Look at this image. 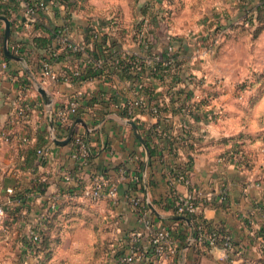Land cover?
Instances as JSON below:
<instances>
[{
    "label": "crops",
    "instance_id": "crops-1",
    "mask_svg": "<svg viewBox=\"0 0 264 264\" xmlns=\"http://www.w3.org/2000/svg\"><path fill=\"white\" fill-rule=\"evenodd\" d=\"M143 1L134 5L132 0H55L36 22L44 26L33 24L17 27L14 24L15 13L9 15V48L12 51L14 44L20 43L25 55H20L22 60L9 57L6 68H2L0 61V133L8 126L15 133L12 140L0 143V203L7 202L10 195L6 187L10 185L16 187L18 194L24 193L25 199L18 204L19 216H7L0 224V264H25L27 261L36 260L37 257L32 254L25 241L30 232L39 226L41 216L45 215L47 206H50L56 194L60 197L57 208L53 210L60 209L61 212L53 233L59 238L54 242L56 244L53 256L46 264H53L57 258L63 257L72 260L78 255H82L84 264H89L94 258L95 243L100 238L112 241L113 253H107L106 259L102 263L98 261V264H115V250L121 246L126 250L129 232L141 224L139 213L132 204V197H139L147 205L150 218L156 225L173 228L178 252L169 264H252L250 260L264 256L261 238L256 232L264 222V208L261 207L264 205V126L260 128L256 124L239 123L237 118L241 115L226 78L224 80L227 87L222 91L215 90L219 93L216 99L211 100L216 108L221 103L225 105L226 109L223 110L226 114L223 113V119L208 121L203 113V118L187 119L179 111L168 112L172 115L170 126L173 133L186 134L182 123L187 119L190 124L189 132L186 131L187 139L183 142L185 145L173 150L169 148L168 142L154 134L156 118L153 115L125 111L120 107L123 101L130 98H143L152 103L173 106L167 85L148 74L149 66L141 72L143 83H139L133 76L126 77L122 72L120 74L111 63L105 61L100 75L72 82L45 75L42 71L45 59L42 56L48 57L50 53L43 49L32 53L28 49L31 48V40L35 35L47 33L43 28L59 27L57 30L62 31L57 34L54 45H65L60 40V36L65 34L82 44V58L76 57L71 61L49 60L57 77H60L70 66L85 65L83 59L94 46L88 37L92 31L97 30L102 34L109 30L118 34V29L113 24V18H118L117 15L148 17V13L144 15L141 11ZM207 1L209 4L215 3L217 10L213 12L212 9L210 13L206 7L195 15L209 20L218 19L217 17H221L228 10L227 32H233L237 28L234 23L238 24L244 15L242 7L235 0ZM207 1L200 2V5ZM260 1L248 0V5L254 7ZM21 14L23 13L16 12V16L21 17ZM1 21L2 19L0 34L3 33V42L0 41V52L7 56L4 52L5 28H2L5 23L2 21V24ZM169 24L166 32L158 23L155 24L156 35L161 37L160 35L165 34L162 36L165 41L172 36L173 47L177 49L180 41L177 35L188 34V31L177 25L173 27L171 21ZM243 29V32L250 33L249 28ZM126 34L122 38V49L139 54L145 61H152L149 44L136 36L125 40ZM181 39L184 42L189 41L187 36L182 35ZM256 39H264V30ZM188 44L190 49L191 43ZM163 48L160 40L154 49L162 53ZM62 49L63 46H60L59 51ZM221 62L216 61V65L222 66ZM188 65V71H202L198 66ZM263 79L261 77L259 81L263 82ZM40 86L45 89L49 101L39 90ZM177 86L182 87L184 83L180 82ZM261 91L259 96L254 97L251 106L263 98L264 87ZM74 95L79 99L76 114L60 121L56 115L58 109ZM27 104L31 107L27 118L11 123L14 109ZM51 113L53 128L50 127ZM78 118L83 122L77 121ZM73 127L75 130L69 141H55L66 139ZM23 131L27 132L31 141L20 150L17 136ZM241 132L252 136L245 138L243 144L245 152L251 158L249 163L235 161L231 154L228 155V160H220L221 156L233 149L234 140L225 138ZM78 134L82 135L88 145L89 157L86 163L73 155L77 150L74 137ZM40 147L50 150L47 157L39 155ZM151 148L154 150L153 154ZM189 154L193 156L187 173L189 182H172V166H185ZM67 171L72 173L74 179L65 178ZM95 172H103L119 181L116 200L108 197L93 199L83 194L80 183L89 182ZM42 182L46 185L44 192L40 191ZM192 189L198 194L199 214L212 222V225L223 226L240 243L242 253L235 254L232 261L221 259L223 248L220 245L205 246L192 240L191 237L195 235L192 227H185L183 230L182 223L177 221L182 218L176 217L174 212L172 191L186 193ZM223 191L226 193L225 197H222ZM79 214L84 217L83 220L75 221L86 229V235L82 238L78 234H68L71 228L69 224L73 219L67 217ZM92 217L96 220L93 221Z\"/></svg>",
    "mask_w": 264,
    "mask_h": 264
},
{
    "label": "trees",
    "instance_id": "trees-1",
    "mask_svg": "<svg viewBox=\"0 0 264 264\" xmlns=\"http://www.w3.org/2000/svg\"><path fill=\"white\" fill-rule=\"evenodd\" d=\"M169 3L175 2L174 0H168ZM161 2V0H159ZM242 9H244V15L241 18V25L242 28H251V30L254 32V35H258L263 29H264V0H261L260 3L256 6L248 7V0H242L239 4ZM152 6L147 2L143 4L141 7V11L144 15H147L148 11ZM119 17V15H117ZM216 22L218 23V27L221 25L219 23V20L221 21V17H217ZM168 19L169 17L164 16V15H159L158 12L154 13L151 12L148 17H144L142 20L138 21L133 29V36L137 37V34L139 31L144 30L143 27H145V32L144 36L142 37V42H145L147 45L149 44V52L152 53L151 57H153V63L147 65L145 59H143L142 56L136 53L129 52L125 49H122L123 45V36L126 33H130L131 30H128L126 28L118 29V34H114L111 31H106L104 33H99L97 30L92 31L90 35L88 36L92 43H93V48L89 50V54L85 56L83 61L85 62V65L82 66L79 64V66H70L66 71L64 72L63 75H60L61 80H69V81H82L86 79L93 78L95 76L100 75L105 67V63L109 62L111 63V66L113 65V68L117 69L119 73H123L126 77H131L133 76L136 78L139 83H143V80L141 78V72L146 70V66H149V71L148 74L152 78H157L160 80L163 84L167 85V91L168 94L171 96V103L173 106L169 105H160V109L162 110V113H168V112H176L181 110V108L185 105H189L191 108V117L194 119H200L203 118L202 112L200 111L201 109V104L205 102H209L208 98H203L200 103H196L192 101V97L194 94V86L191 85V82L188 80V67L186 66V62L188 61V53L190 51L189 49V42L186 41L184 42L182 38V35H177V37L180 38L179 41V46L177 49L174 50H169V46H173V41L172 36H169V40L165 41L162 36L165 34L160 35L161 37L156 35L155 27L157 23L160 25L161 29L166 32L168 29ZM147 20V22H146ZM218 20V21H217ZM146 22V23H145ZM112 23V22H110ZM109 23V24H110ZM248 25H245V24ZM156 24V25H155ZM37 26H44L43 24H37ZM59 27H55L53 29H45L47 33H42L39 35H35L33 39L31 40V48L28 47V49H31L30 52L39 51L41 49L47 51L50 53V56H42L43 59H47L50 61L53 60H73L76 57H83L82 55V50H76L68 46L67 44H60L56 43L54 45V41L56 37L58 36L57 34L61 33L58 31ZM161 30V31H162ZM204 41H206V37H203ZM161 40V44L164 46V50L162 53H159L158 51H155L154 48H156V44L158 41ZM0 41L3 42V33L1 32L0 34ZM62 42V41H61ZM156 43V44H155ZM26 46V45H25ZM63 46V49L59 51V47ZM151 47V48H150ZM153 47V48H152ZM24 48V47H23ZM27 48V46H26ZM14 51V50H13ZM16 52V51H14ZM19 55H25V51L20 47V51L16 52ZM182 53L184 55H182ZM6 59L10 60L9 57L5 56ZM99 61H102L100 64ZM105 61V63H103ZM170 61V62H168ZM44 62V61H43ZM103 64V65H102ZM75 69H79L80 73L78 75H75L73 71ZM183 82L184 86L178 87L177 84ZM191 86V87H190ZM142 87L144 85L142 84ZM219 92L217 91H212L211 94L218 95ZM117 101V100H116ZM147 101V100H146ZM149 104H153L150 101H147ZM117 104L119 105V101H117ZM158 104V103H156ZM159 105V104H158ZM120 107L128 110V99L123 101L120 104ZM139 107L134 110V112H140ZM124 112V111H123ZM125 113V112H124ZM126 114V113H125ZM162 117V115H161ZM161 117H159L158 121L154 123L153 127V132L154 134L157 135L155 131V126L158 122H160ZM167 127H170L169 124L166 125ZM189 132V130H188ZM186 136L183 137V139H177L176 137H165L162 135H159V138L164 139L166 142L169 144L170 149H175L178 146H183L185 145L183 142L185 139H187V134ZM189 136V135H188ZM190 137V136H189ZM252 136H247L246 133H239L234 136L226 137L225 139H233V145H232V150L229 151L227 154H231L234 156L240 157L242 160H244L245 163H249V160L251 159L248 156V153L245 152L243 148V144L245 143V138ZM192 146V145H190ZM193 147V146H192ZM151 153H154L153 148H151ZM189 158L187 159V164L185 166L175 164L172 166V171L176 170H181V171H188L191 168V162H192V155L189 154ZM46 185L44 182L41 183L40 185V191L44 192L45 191ZM20 197L21 201H24L25 196L24 193H20L17 195ZM261 207L264 208V205H261ZM8 209V217L11 218H17L19 216L20 212V207L17 206L14 209ZM53 211V212H52ZM56 210H53L51 206H47V212L44 215V228L41 230L40 237L37 240H33L30 236L27 237L26 239V244L28 248L31 249L32 254L37 257L35 258L36 260L34 261H27L25 264H46L53 256L54 253V246L56 243H54L59 237L54 236L53 230L57 225V217L59 213L61 212L60 209L56 212ZM197 220L199 218L205 225L214 227L221 231L222 233H229L228 230H226L223 226H217V225H212V222L208 221L202 214L195 215L194 216ZM191 219H193L192 216H190ZM177 221H180L183 226V230L186 227H190L189 223L185 221L184 219H177ZM195 221V220H194ZM181 229V230H182ZM258 232L259 236H262L264 238V222L261 224V226L256 230ZM183 234V231H181ZM184 235V234H183ZM111 240L110 239H99L95 243V248L93 252V257L95 260H98L100 263H102L106 257V254L111 252L113 247L111 246ZM237 247H239L240 243L238 241H235ZM206 246V245H205ZM115 257H116V262H119V258L125 251V247L121 246L118 247L117 250H115ZM263 255H264V248L262 249ZM148 254L152 255L153 254V249L148 250ZM252 261V264H258L257 261H260L264 264V256H262L260 259H253L250 260ZM115 264H118L116 263ZM123 264V263H122ZM144 264H152V262H147L145 261Z\"/></svg>",
    "mask_w": 264,
    "mask_h": 264
},
{
    "label": "built area",
    "instance_id": "built-area-1",
    "mask_svg": "<svg viewBox=\"0 0 264 264\" xmlns=\"http://www.w3.org/2000/svg\"><path fill=\"white\" fill-rule=\"evenodd\" d=\"M236 2L242 0H235ZM55 3V0H0V14L6 15L10 18V14L15 13V22L14 24L17 27L21 25H33L40 19L41 15L46 13L49 9L50 4ZM16 12H21L20 16H16ZM11 20V19H10ZM3 21V20H2ZM1 21V22H2ZM3 24V22H2ZM3 29L4 24H3ZM145 30V29H144ZM144 30L139 31L138 37L142 41V37L144 36ZM62 33V31H60ZM60 33V34H61ZM60 40L65 42L68 46L76 50H82L83 45L73 41L68 37L67 34L60 36ZM21 44L16 43L13 46V50L18 52L20 50ZM12 50V51H13ZM169 50H174L173 46H169ZM0 61L2 68H6L8 66L7 59L2 52H0ZM100 62V61H99ZM152 61H146L148 64H152ZM170 62V61H168ZM42 71L45 75L57 79V75L52 69L51 62L49 60H44ZM75 75L80 73L79 69H75L73 71ZM188 80L193 85V81L197 80V75L188 74ZM204 84V83H203ZM194 86V85H193ZM202 92L196 93V88L194 87L193 94V102L200 103V101L205 98ZM209 102H205L201 104L200 111L205 114L207 120L210 121L212 119V115L219 114L222 112L221 109L214 107L213 105L208 104ZM79 99L76 95L69 99V101L60 106L57 111V117L60 121L67 120L70 116L75 115L78 109ZM139 107L138 113H150L156 118V122L159 117H161L160 122H158L155 126V131L157 135H162L165 137H176L177 139H183V134L181 133H173L172 127H167V124H171V114L162 113L160 109V104H149L143 98H130L128 99V108L131 112L136 110ZM29 110H31L30 105H19L13 111L12 122H18L19 120L27 118L29 114ZM180 113L185 116L187 119L191 117V108L189 105H185L181 108ZM186 119L185 122L182 123L184 128V133L188 131L190 124ZM14 131L12 127L8 126L4 128L0 133V143L8 142L12 140L14 137ZM18 137V146L20 150L25 148L26 145L31 141V137L27 134V132L23 131ZM74 143L77 145V150L74 152V157L79 158L82 163H86L89 157V149L87 142L82 137V135L78 134L74 137ZM38 153L43 158L47 157L50 153L49 149L46 148H38ZM230 155V154H228ZM228 155H223L220 157V160H228ZM235 161L242 160L238 156H233ZM189 171H181L176 170L170 173L171 181H184L189 182L187 177V173ZM65 178L67 180L74 179V176L71 172H66ZM259 184V183H258ZM80 187L84 195H87L93 199H100L102 197H108L113 200L117 199V195L119 192V181L116 179H112L108 177L103 172H95L87 183H80ZM6 191L9 193V197L7 202L0 203V224L4 222V220L8 216V209H14L18 206L19 202H21L20 197H18V192L15 186L10 185L6 187ZM16 193V195H14ZM20 194V193H19ZM226 193L223 191L222 197H225ZM173 208L176 215L181 216L182 219H189V225L194 230V234L191 238L194 239L197 243L208 245V246H216L220 245L223 248V254L221 259L224 261H232L235 254H241L240 245L237 247L235 243V239L233 235L229 233H222L218 229L214 227H210L205 225L200 219L194 217L195 215H199L200 205L198 202V194L192 189L188 190L186 193H179L177 190H173L171 194ZM59 195H54L53 200L51 201V208L56 209L58 206ZM132 204L135 209L138 211L140 216L141 224L137 227L133 228L129 232V242L128 248L124 251V253L119 258L118 264H133V263H143L145 261L152 262V264H169V261L174 260L175 255L178 252V242L175 237L173 228L167 225H156L154 221L150 218L149 209L147 205L142 203V200L139 197H132ZM193 217V219L190 218ZM186 217V218H183ZM40 224L37 228H34L30 232V237L33 240H37L40 237L41 230L44 228V215L41 216ZM195 220V221H194ZM261 238V248H264V238ZM153 249V254H148L149 249ZM230 263V262H229Z\"/></svg>",
    "mask_w": 264,
    "mask_h": 264
},
{
    "label": "rangeland",
    "instance_id": "rangeland-1",
    "mask_svg": "<svg viewBox=\"0 0 264 264\" xmlns=\"http://www.w3.org/2000/svg\"><path fill=\"white\" fill-rule=\"evenodd\" d=\"M132 1V4L136 5L143 0ZM174 1L175 2L169 3L168 0H161V2H159V0H147L143 1L142 5L148 2L152 6L148 14L151 12H158L159 15L169 17L168 22L170 23L171 21L173 27L177 25L182 29L186 28L188 31V34H182L183 36H187L191 43L186 66L190 64L191 67L198 66L199 69L202 70L199 72L190 70L188 72L189 74L193 73L197 75V80L192 83L196 88V93L201 91L204 96L206 95L205 98H208V104L212 105L211 100H214L216 97V95L211 94L212 91H222V89H225L229 85L228 87H231L233 91L235 105L237 109H239L238 112L241 115L239 117L237 116L239 123L256 124V127H263L264 94L263 98L257 100L255 103L256 105L251 106V103L254 97L262 93L261 89L264 87V81H259L261 77L264 78V39H256L264 29L258 33V35H254L251 28H249L251 34L246 33L243 32L245 30L241 27L239 22H237L238 24L234 23L237 28L233 30V32H227L229 30L227 27L228 10L227 13L224 12V14H222L221 21L219 20L221 25L218 27L215 18L209 20L205 19L204 16L195 15L200 9L204 10L206 7H208L210 13L212 9L213 12H215L217 10V8H215V3L209 4L207 0ZM202 1L207 2L200 5ZM239 2L241 1L237 2L238 5ZM248 7L251 6L248 5ZM220 9L221 11H225L224 9L222 10V8ZM233 9H235V7ZM218 11L220 10L218 9ZM142 17L135 18L133 16H123L113 18L115 20L113 24L116 29L126 28L131 30L129 34H126L127 37L125 40H127V38L132 39L133 29L136 23L143 19ZM239 20L241 23V19ZM180 24L183 25L180 26ZM245 25L248 24L246 23ZM143 28L145 29V27ZM238 31H241V33H238ZM137 37H140L139 34H137ZM203 37H206V41H204ZM216 61H222V66H218L220 64L216 65ZM217 68H219V70ZM225 78L228 83L227 86L225 84ZM219 109H221L222 112L219 114L213 113L212 119H210L211 121L224 118V114H226L223 110L226 109L225 105L221 103ZM67 218L73 219L69 224L72 229H69L68 234H78L79 238L86 235V229L78 222L83 220L84 217L79 214L68 216ZM92 218L93 221L96 220L95 217ZM76 219L78 221H75ZM111 253L113 252L111 251ZM81 257L82 255H78L72 258V260H67L64 257L62 259L57 258L53 264H84L85 262L82 261ZM29 264L31 263L29 262ZM89 264H98V260L92 258Z\"/></svg>",
    "mask_w": 264,
    "mask_h": 264
},
{
    "label": "water",
    "instance_id": "water-1",
    "mask_svg": "<svg viewBox=\"0 0 264 264\" xmlns=\"http://www.w3.org/2000/svg\"><path fill=\"white\" fill-rule=\"evenodd\" d=\"M0 19H2L5 23V40H4V52H5V54L10 58L22 60L23 59L22 56L14 54L10 50L9 45H8V41H9L10 34H11V20H10V18L6 15L0 14ZM39 90L41 91L43 96L46 97V99L49 101L50 99L47 97V93H46L45 89L40 86ZM77 121H82V119L78 118ZM131 122L135 126V123L133 121H131ZM50 127L53 128V115H52V113L50 114ZM74 130H75L74 127L71 128L70 133L68 134L66 139H63V140L55 139V141H57L58 143H66L67 141H69L71 139V137L74 133ZM176 217H181V216L177 215ZM183 218H186V217H183ZM186 220L189 222L188 218H186Z\"/></svg>",
    "mask_w": 264,
    "mask_h": 264
}]
</instances>
